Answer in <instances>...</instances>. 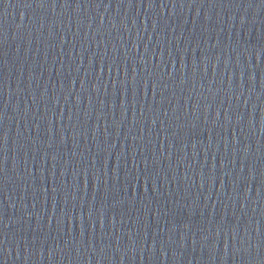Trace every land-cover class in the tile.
Segmentation results:
<instances>
[{
  "label": "water",
  "instance_id": "1",
  "mask_svg": "<svg viewBox=\"0 0 264 264\" xmlns=\"http://www.w3.org/2000/svg\"><path fill=\"white\" fill-rule=\"evenodd\" d=\"M0 264H264V0H0Z\"/></svg>",
  "mask_w": 264,
  "mask_h": 264
}]
</instances>
